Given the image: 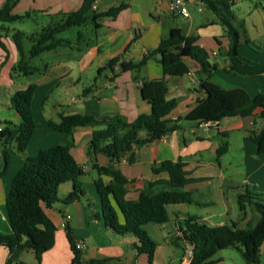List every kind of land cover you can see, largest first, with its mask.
I'll return each mask as SVG.
<instances>
[{
    "label": "crops",
    "instance_id": "crops-1",
    "mask_svg": "<svg viewBox=\"0 0 264 264\" xmlns=\"http://www.w3.org/2000/svg\"><path fill=\"white\" fill-rule=\"evenodd\" d=\"M107 1L99 0L95 5L96 11H106L125 3L109 7ZM228 1L231 3L233 23L237 25L239 21H244L245 24L239 48L244 63H238V66L254 72L252 75H239L227 70L231 64L228 56L229 30L212 11L205 5L197 6L194 0L189 3V8L192 7V17L189 19L170 13L166 5L158 0L155 8L146 7L141 12L134 11L131 3H125L128 8L117 18L103 19L98 28L92 24L83 26L87 27V36L80 31L79 40L86 44L90 36L95 40L94 45L83 46L81 42L74 44L70 39L60 38L70 40L71 47L58 48L32 58L31 65L40 72L28 76L14 70L19 53L13 34L22 31L30 37L40 31L28 33L23 29L11 28L9 24H0L1 41L8 52L6 60L7 53L0 46V111L7 109L9 112L5 122L16 126L21 123L20 115L12 109L11 97L32 84L37 87L32 99L36 122L32 140L25 154L16 151L15 143L7 145L13 149V153L4 174V145L0 141V233H12L6 199L26 157H33L39 151L59 144H67L77 163L85 170L80 181L87 196L72 204L64 203L63 199L73 190L70 182L61 186L60 201L52 208L43 206L57 231L55 245L43 255L41 264H72L73 252L67 239L66 223L72 227L77 243L84 244L82 251L85 260L110 259L106 264H148V256L138 254L135 248L138 243L135 235H118L96 217L102 214L100 197L95 187V181L100 176L93 168L87 151L93 132L101 128V125L78 127L71 133H64L50 127L49 121L60 123L63 116L79 114L93 116L98 120L123 116L132 122L141 114H150L151 106L142 98L141 87L144 82L156 79H166L167 98L177 100V108L168 119L179 128L160 140L133 146L115 164V169L130 181L126 196L130 201H137L141 191L149 196L164 191L188 192L192 196V203L168 206V223L145 225V230L157 243L154 264H185L184 257L189 246L178 236L177 231L187 218H195L202 225L236 224L242 229L249 222H255V210L251 205H246L242 212L238 196L245 189L264 194V154H256L255 144L250 139L253 132L259 134L264 129V120L259 116V111L249 117H226L203 128L198 122L186 120L197 104L206 98L196 62L185 59L190 72L177 77L164 74L161 56L155 54L149 57L139 71L121 73L119 68L121 63L141 61L158 47L162 39L169 37L173 28H180L185 36L197 37L195 48L211 64L218 66V70L208 78L209 81L226 90L244 89L251 97L264 95V0ZM4 2L0 0V6ZM82 2L20 0L12 12L16 15L30 13V18L39 21L41 17L49 25L61 23L64 14L78 10ZM100 4L104 6L103 10H100ZM88 25H91V30ZM257 42H260L259 46ZM24 46L29 54L32 43L28 49L25 42ZM61 49H69L73 53L62 52ZM37 58L40 60L35 65ZM113 59H119L120 62L110 69L107 66ZM89 82L92 87L86 86ZM69 94L72 96L69 97ZM140 136L148 139L149 133L142 131ZM224 144L228 145V151L219 157L218 149ZM164 161L183 162L191 182L180 188L170 186L167 183L170 179L167 172L153 171ZM98 162L103 166L110 164L109 159L103 155L98 156ZM103 179L109 182L111 178ZM92 186L94 190H91ZM225 250L217 252L210 259L212 264H225L227 256L237 257ZM10 255L9 248L0 247V264H8ZM21 260L26 264L37 262L33 253L24 254Z\"/></svg>",
    "mask_w": 264,
    "mask_h": 264
},
{
    "label": "trees",
    "instance_id": "trees-1",
    "mask_svg": "<svg viewBox=\"0 0 264 264\" xmlns=\"http://www.w3.org/2000/svg\"><path fill=\"white\" fill-rule=\"evenodd\" d=\"M20 0H5L0 6V24H11L31 17L13 14V9ZM99 0H83L81 7L73 12L64 14L61 23L49 24L37 34L30 37L25 32L16 31L13 41L16 44L19 60L15 71L23 76L39 73L40 70L31 65V59L58 48L71 47L70 40L58 38V35L73 27H83L92 24L95 28L100 26L103 19H115L128 4L111 7L102 12H97L93 6ZM205 7L212 11L219 22L229 30L230 47L228 56L231 64L227 70L239 75H252L254 72L246 71L238 66L244 63L239 48L241 35L245 33L244 21L237 25L233 23L230 11L231 3L228 0H200ZM262 1V0H261ZM264 9V5H263ZM80 36V34H79ZM28 39L32 46L29 54L25 51L24 41ZM197 37L185 36L180 28H173L168 38L162 39L158 47L145 56L141 61L134 63H121L120 72L139 71L151 55H160L162 68L165 75L184 76L190 72L185 59L189 58L199 65L201 87L206 92V98L199 102L189 113L186 120L198 123H218L226 117H249L259 111V116L264 120V95L251 97L244 89L226 90L208 80L210 75L218 70L216 64H211L208 59L195 48ZM0 46L8 52L1 41ZM119 59L108 63V68L113 69L119 64ZM4 64V63H3ZM264 66V64H263ZM264 71V69L262 70ZM32 84L24 90L16 92L11 97V106L21 117L19 125L4 122L6 129L0 134L3 142L4 174L10 165L13 149L8 144L15 143L16 151L25 154L36 129V122L32 111V99L36 91ZM168 83L166 79L146 81L142 84L141 95L151 106L150 114H141L134 121L129 122L123 116L105 117L98 120L93 116L69 115L63 116L60 123L49 121V126L54 130L71 133L78 127L101 125L92 134L88 146V156L99 178L95 187L100 197L102 214L96 217L102 219L106 227L118 235L133 234L138 238L135 248L138 254L148 256V264H154L157 243L145 230V225L155 223L163 225L168 223L169 205L192 203V196L188 192L164 191L149 196L141 191L137 201L126 198L130 183L129 179L119 170L115 169L123 155L133 146H142L160 140L170 132L177 130V125H172L168 116L177 108V100L168 99ZM142 131L149 133L148 139H142ZM250 139L256 147V154H264V129L261 133H252ZM228 151L224 144L218 149L221 157ZM103 155L110 161L108 166L100 165L98 156ZM183 162L164 161L159 167L153 169L155 173L167 172V183L175 188L188 185L191 179ZM85 170L81 167L71 148L67 144H59L39 151L33 157H26L25 164L15 176L11 191L6 199V208L12 226L11 234L0 233V247L10 249L11 255L8 264H26L21 259L26 253H33L36 264H41L42 257L55 245L57 228L44 211V205L52 208L60 201L59 191L66 183L73 184V190L63 199L66 204H72L87 196L82 187L81 177ZM103 177H110L106 182ZM240 210L245 211L246 205H251L259 214L256 222H249L242 229L236 224L222 226H207L199 224L195 218H187L180 225L185 239L194 246L193 257L189 264H212L210 259L219 251L235 248L242 252L247 264L261 262V247L264 243V194L245 189L238 196ZM66 234L73 252L72 264H106L110 259L85 260L83 251L77 248V240L72 227L66 223Z\"/></svg>",
    "mask_w": 264,
    "mask_h": 264
},
{
    "label": "rangeland",
    "instance_id": "rangeland-1",
    "mask_svg": "<svg viewBox=\"0 0 264 264\" xmlns=\"http://www.w3.org/2000/svg\"><path fill=\"white\" fill-rule=\"evenodd\" d=\"M109 4V7L110 6H113L115 5L116 3H121V2H125V3H131L133 5V9L134 11L136 12H141L143 11L146 7H149V8H155L156 6V3H157V0H108L107 1ZM249 6L251 7H254L252 4H249ZM104 9V6L100 4V10H103ZM191 9L190 11H192V7L189 8ZM39 18V17H38ZM40 20H35L30 18V19H25L24 21H17L15 23H11L9 24V26L11 28H18V29H23L24 31H27L28 33H36L38 31H41V27L42 26H47L48 25V22L44 21L43 19H41V17L39 18ZM86 28L87 27H73V28H70L62 33H60L58 35V38H64V39H70L74 42V44H77V43H80L83 45V46H86V44H88L89 46H92L94 45V38L92 37H87V41H86V44L84 41H80L79 40V34H80V31L81 32H84L87 36V33H86ZM91 25H88V29L91 30ZM25 45H26V48L28 49L29 46H30V41L28 39H25ZM257 45L259 46L260 45V42H257ZM249 47V46H247ZM62 52H67V53H73L71 50L69 49H61ZM39 58H37V60H35L34 64H38L39 62ZM87 87H92V83L89 82V84L86 85ZM1 94H3V92H1ZM72 94H69V97H71ZM9 114L8 110L7 109H2L0 111V122L1 123H4L5 121H7L6 117L7 115ZM93 186L91 187V190H92ZM62 191L64 189H61ZM94 190V188H93ZM253 215H256L255 218H254V221L256 222L258 217H259V214L258 213H255L253 212ZM189 246V245H188ZM190 247V246H189ZM225 252H230V253H233L235 254V256H237L236 258H232L230 256H227L226 257V260H225V264H247L242 252L238 251L237 249L235 248H229L227 250H225ZM239 261V262H238ZM259 264H264V248L261 249V262Z\"/></svg>",
    "mask_w": 264,
    "mask_h": 264
},
{
    "label": "built area",
    "instance_id": "built-area-1",
    "mask_svg": "<svg viewBox=\"0 0 264 264\" xmlns=\"http://www.w3.org/2000/svg\"><path fill=\"white\" fill-rule=\"evenodd\" d=\"M160 3L165 4L168 11L172 14L178 15L182 18L189 19L192 17L191 11L189 9V3L191 0H158ZM197 4V6L203 7L204 3L200 0H194ZM93 9L96 10V6H93ZM210 123L202 122L200 123V126L203 128H208ZM6 129V126L4 124H0V134L3 133ZM178 236L190 247L186 249L185 257H184V263L189 264L192 257H193V248L194 246L190 244L184 237V233L181 229L177 231ZM84 247V244L81 242L77 243V248L82 250Z\"/></svg>",
    "mask_w": 264,
    "mask_h": 264
}]
</instances>
